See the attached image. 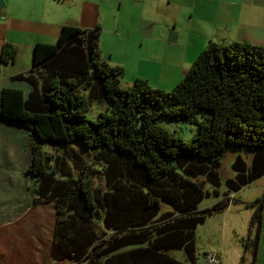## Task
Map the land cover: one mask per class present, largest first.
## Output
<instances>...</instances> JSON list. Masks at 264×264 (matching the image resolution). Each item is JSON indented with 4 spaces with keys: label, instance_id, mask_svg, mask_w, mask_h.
I'll use <instances>...</instances> for the list:
<instances>
[{
    "label": "trees",
    "instance_id": "obj_1",
    "mask_svg": "<svg viewBox=\"0 0 264 264\" xmlns=\"http://www.w3.org/2000/svg\"><path fill=\"white\" fill-rule=\"evenodd\" d=\"M100 31L63 25L56 44L36 43L30 70L15 77L29 92L0 89V127L18 125L29 139L32 205L54 207L49 260L197 264V226L264 175V47L210 42L171 90L143 79L123 87V68L102 58ZM15 56V46L4 43L0 62ZM94 100L108 106L89 120ZM161 118L193 122L196 132L185 140ZM239 147L252 151L251 164L237 156L227 190L199 209L195 179L219 186L222 157ZM246 246L253 254L254 240ZM172 250H183L187 263Z\"/></svg>",
    "mask_w": 264,
    "mask_h": 264
},
{
    "label": "crops",
    "instance_id": "obj_2",
    "mask_svg": "<svg viewBox=\"0 0 264 264\" xmlns=\"http://www.w3.org/2000/svg\"><path fill=\"white\" fill-rule=\"evenodd\" d=\"M4 1L2 12L5 10L9 20H18L11 14L13 8L25 6L20 9L23 22L42 29L40 34L33 29L6 38L15 45L16 53L24 43L27 57L36 43L53 44L52 37H57L63 25L80 29L99 25L102 58L123 68L121 83L125 87L143 79L153 88L170 89L210 42H248L264 47V0H88L71 24H66L57 10L61 0ZM24 27L17 29L27 30ZM219 32L226 33L225 37L217 39ZM30 68L27 64L0 75V89L15 88L27 94L30 87L14 80ZM3 70L1 66L0 72Z\"/></svg>",
    "mask_w": 264,
    "mask_h": 264
},
{
    "label": "rangeland",
    "instance_id": "obj_3",
    "mask_svg": "<svg viewBox=\"0 0 264 264\" xmlns=\"http://www.w3.org/2000/svg\"><path fill=\"white\" fill-rule=\"evenodd\" d=\"M83 2L86 5L89 3L88 0H61L60 8L57 10L66 24L77 20L76 17L80 15ZM31 5L32 3L29 4ZM24 7L19 6V8L12 9L11 14L18 17L17 21L9 20L5 10L0 15V56L3 44L11 43L6 40L8 35H15L19 32L21 35H26L33 29L37 32L36 34L41 33L40 26L36 28L32 23L23 22L20 9ZM22 25L27 30L17 29ZM59 33L57 37H52L53 44H56ZM25 49L24 43L18 47L15 62L7 64L0 62V67H4L0 75L10 74L27 64L32 66L33 51L27 57ZM180 80L165 91L174 88ZM14 82L29 86L24 80L17 79ZM121 85L125 87L124 82ZM107 106L104 100H94L87 112V118L96 120L99 112L106 111ZM158 123L170 131H176L185 140H191L196 132V125L190 121H172L161 118ZM28 141L27 133L22 127L12 123H3L0 129V264H55L49 260L55 211L52 204L32 206V202L30 203L34 183L33 179L25 174V169L31 161ZM48 148H50L48 144L43 146V150H48ZM48 151L53 152L52 149ZM237 156H240L247 166L251 164L252 151L250 149L242 147L228 149L217 168L220 178L219 186H213L203 176L195 179L200 183L203 192V198L198 205L199 209L212 206L227 190L226 180L234 178L236 174L232 169V163ZM215 191L218 192L217 195ZM263 195L264 175L238 190L227 210L207 216L205 222L197 226L195 231L197 264H211L207 257L210 253L217 256L218 264H251L252 253L250 249H247L246 244L255 239L257 231L255 264H264V204L261 213H258L260 221L254 220L258 209V205L254 203ZM171 255L187 263L183 250H172Z\"/></svg>",
    "mask_w": 264,
    "mask_h": 264
},
{
    "label": "water",
    "instance_id": "obj_4",
    "mask_svg": "<svg viewBox=\"0 0 264 264\" xmlns=\"http://www.w3.org/2000/svg\"><path fill=\"white\" fill-rule=\"evenodd\" d=\"M4 7H5V1L4 0H0V15H1V12L4 9ZM225 35H226V33L219 32L218 35H217V39L225 37ZM263 204H264V198L262 199V202H261V204L259 205V208H258L259 209V214L262 211ZM257 244H258V231L256 232V236H255V239H254V247H253L252 263L251 264H255V258H256V252H257Z\"/></svg>",
    "mask_w": 264,
    "mask_h": 264
},
{
    "label": "built area",
    "instance_id": "obj_5",
    "mask_svg": "<svg viewBox=\"0 0 264 264\" xmlns=\"http://www.w3.org/2000/svg\"><path fill=\"white\" fill-rule=\"evenodd\" d=\"M207 257L211 264H218L217 256L214 253L207 254Z\"/></svg>",
    "mask_w": 264,
    "mask_h": 264
}]
</instances>
